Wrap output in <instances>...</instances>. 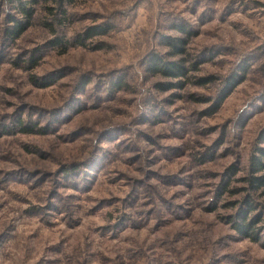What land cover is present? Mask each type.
Listing matches in <instances>:
<instances>
[{"label": "rangeland", "instance_id": "1", "mask_svg": "<svg viewBox=\"0 0 264 264\" xmlns=\"http://www.w3.org/2000/svg\"><path fill=\"white\" fill-rule=\"evenodd\" d=\"M20 1L33 9L34 16L26 32L13 40L6 34L7 26L28 18L17 2L0 0V264H72L81 254L84 259L77 264L97 258L98 264H109L114 258L120 264H177V250L186 264H264L262 240L240 234L234 223L229 224L232 214L219 211L239 202V215L251 196L256 203L251 217L261 218L259 225L264 224V195L251 194L248 174L237 175L245 166L243 149L248 153L249 173L251 155L258 157L257 147H264L260 139L264 130V0ZM114 4H131V9L113 8ZM192 16H196L195 25L189 20ZM65 26L72 33L70 39L64 37ZM89 27H103L106 32L76 43V37ZM59 39L61 44H55ZM173 39L184 42V51L177 56L170 44ZM150 41L169 50L162 56L149 47ZM156 58L161 63L183 59L186 73L175 77L157 72L151 69ZM143 61L145 71L165 78L153 87L168 95L152 103L153 115L141 113L136 123L169 125L158 139L183 141L188 129L180 109L193 107L190 115L207 125L193 135L201 137V145L205 138L214 137L202 151L192 154L189 164L177 163L187 153L184 144L159 145L164 149L161 158L153 157L151 163L176 165V172L152 175L169 191L176 189L173 200L201 187L204 191L174 209L169 200V218L157 219L151 228L127 214L111 224L102 223L105 216L112 218L107 210L118 201L133 206L143 184L129 173L139 172L135 146L124 144L106 129L103 139L114 143L116 152L89 154L87 162L72 160L55 168V174L63 172L67 181L80 175L79 165H86L81 180L68 185L79 194L76 198L86 211L73 219L50 199L48 203L38 200L35 191L53 175L46 169L56 163L58 154L71 159L83 153L92 125L124 129L122 122L133 102L128 92L132 69ZM93 75L108 78L110 89L93 102L77 103L71 92L80 91ZM232 75L240 80L226 94ZM221 77H225L224 86L218 87ZM244 104L247 107L230 129L232 114ZM26 110H39L50 118L25 121ZM25 125L32 131L21 130ZM139 135L148 144L156 143L147 133ZM230 156L234 157L231 163L218 171V160ZM28 164L41 166L28 168ZM233 184L236 187H230ZM240 193L243 197L235 199ZM226 194L234 199L221 204ZM55 195L54 189L49 192V198Z\"/></svg>", "mask_w": 264, "mask_h": 264}, {"label": "clouds", "instance_id": "2", "mask_svg": "<svg viewBox=\"0 0 264 264\" xmlns=\"http://www.w3.org/2000/svg\"><path fill=\"white\" fill-rule=\"evenodd\" d=\"M113 8H119L123 10L131 9V4H114L112 5ZM199 13H197L198 15ZM132 17L129 16L128 20H131ZM190 22L195 25L196 23V16H192L189 18ZM128 22L127 20L125 21ZM162 30V29H161ZM64 33L65 39H70L72 33L68 30L67 26H65L62 29ZM173 35H180L179 33H175ZM159 39V37H157ZM149 47L154 48L156 52L160 53L162 56L164 53H166L169 49L164 46H156L155 41L149 42ZM191 51V49H189ZM15 54V50H13V55ZM169 57L164 56V59H168ZM178 59V57L176 58ZM146 64V61H143L140 66H133L132 73L134 76V79L131 81V85L128 88V92L130 93L131 97L133 98L132 106L128 108L126 113V119L122 122L124 125V129H120L115 125L111 124H104L101 123L98 126L92 125L89 129V134L87 136L86 141V150L81 153L79 156H73L71 159H65L62 155L56 156V163L52 165L50 168L46 169L48 171H51L53 175L49 176L47 178V182L44 184L42 189H37L35 191V195L38 200H41L44 203H48L49 199L51 203L59 208H62L64 211L71 214L73 219L80 217L85 211V207H80L82 200L77 199L76 197L79 195L78 193H75L72 191V188L68 185L71 183L81 180V178L84 175V171L86 170V165L81 164L79 167L81 168V172L79 176H69L67 181L64 178V173L61 172L59 175L55 174V168L60 167V165H70L72 160L77 161H85L87 162V158L89 154L92 155H99L103 154L106 151H112L116 152L117 148L116 145L106 143L103 139V134L105 130L111 131L115 133V135L119 136L120 140L124 142V144H130L134 145L136 148V152L138 153L140 159L138 161V167L139 172H131L129 170L130 175H132L134 178L142 180L143 184L138 189L139 199L136 201V203L128 207L122 202L118 201L115 203L111 208H109L107 211L112 213V218L109 219L107 216H105V219L103 222H107L109 224L113 223L115 219L120 217L122 214H127V216L132 221H141V222H147V227L151 228L152 224L155 223L157 219H163V218H169L168 212L166 211V208L168 207L167 202L169 200H172L171 207L174 209L175 205L178 204H184L186 200H191L197 192H203L204 188H198L196 192H187L186 195L172 199V191H176V189H172L169 191L166 187H164L160 179L154 177L152 173L154 172H160V173H173L176 172V165H171L165 167L163 163H157L153 164L151 161L153 160V157L161 158V154L163 153L164 149L160 148L159 145L161 144H169V143H182L187 148V153L185 157L178 161V164H189L191 160L192 154H196L199 151L203 150V147L207 144H210L212 139L214 137H207L203 141V145L200 144L201 137L199 135H193V133H199L202 129H204L207 125L206 122L203 120H200L197 122L196 116L193 113V107H185L180 109V111L183 113V119L187 123V135L184 137L183 141H169V140H160L158 139V134L161 133H167L169 131V125H156L154 127L149 126V124H139L136 123L138 117L141 113H143L145 116H151L153 115L152 110V103H156L162 100L164 96H167V92H159L156 88L153 87V84L156 81H162L165 78L161 75H152L151 73L145 71L144 65ZM24 77H21L23 79ZM225 77H221L220 80L217 82L218 87L224 86ZM111 81L106 77H98L93 75L91 80L87 82L86 84L81 86L80 91L78 92H71V95L76 100L77 103L80 104H87L90 102H93L98 95H106L108 90L110 89ZM99 89V91H98ZM23 91V90H22ZM123 95V93H121ZM30 99V98H29ZM161 107H164V105H160ZM247 107L246 104L242 105L237 112L232 114V119L229 125V128L231 129V125L235 123L236 118L244 111V108ZM170 110V109H169ZM8 111H11L10 109ZM50 118L47 114H42L39 110H26L23 114V119L25 121L31 120L34 123H39L41 121H47ZM141 133H147L150 136H152L154 139H156L155 144H148L146 143L139 134ZM116 143H119L117 141ZM229 145L232 143L231 140V133H229L228 138ZM122 147V145H121ZM95 149V152H92V149ZM224 149L221 147L219 149L220 152H222ZM235 152H240L242 149H234ZM244 151V161L245 166L243 170L239 173H237L238 176H246L247 173V150L246 148L243 149ZM234 157H228L227 159H219L217 163V170L222 171L224 167H226ZM33 166L40 167L41 165H32L28 164V168H32ZM193 171H196V169H192ZM43 171L40 173V175H43ZM149 177L148 179H145V177ZM129 188H131L133 181H128ZM230 187H236L235 184L230 185ZM55 190L56 195L49 198V192L52 190ZM127 195V191L124 193ZM244 193H240L239 197H236L235 199L239 200L242 198ZM210 198V196H209ZM234 199V197L228 196L227 194L225 197L220 201L221 204H223L227 200ZM147 201V203H145ZM241 207V204L238 202L234 207H229L225 209H220V214H232V218L229 221V224L235 223V224H242L245 221L242 217L238 215V210ZM149 209H151V215L149 216ZM256 211H260L259 208L256 209ZM254 213H250L249 217ZM229 228L226 227L225 231H228ZM132 235H135L133 233ZM171 248H175V245H168ZM91 251V249H89ZM221 253L217 251L216 255L219 256ZM67 259V258H66ZM80 259H84V255L81 254L76 258L75 261H72V264H77V261ZM151 259V257H149ZM175 259L177 261V264H186V262L183 259L182 253L177 250ZM61 264H64V261H61ZM87 264H98V258L88 259ZM109 264H120L119 260L112 259Z\"/></svg>", "mask_w": 264, "mask_h": 264}, {"label": "trees", "instance_id": "3", "mask_svg": "<svg viewBox=\"0 0 264 264\" xmlns=\"http://www.w3.org/2000/svg\"><path fill=\"white\" fill-rule=\"evenodd\" d=\"M11 2H17L18 7L23 10V12L26 14L28 18V20L25 23H22L21 21L17 20L16 23L7 26L6 34L11 38H13V40H16L17 38L21 37L22 34L26 32V30L29 28L30 20L34 16V11L31 8L29 9L23 6L20 0H11ZM180 28L184 29L182 26H180ZM104 32H106V29H103V27H101V29H96L95 27H89L85 30L82 36L76 37L75 42L82 43L85 39L92 37L95 34H102ZM55 44H61V40L60 39L56 40ZM170 44L174 48L173 51L174 55L177 56L178 54L184 51L183 49L184 42L182 40L173 39L170 41ZM151 69L175 77L182 75L184 76V74L186 73V67L184 66L183 59H179L178 61H169V62L161 63L159 59L156 58L151 64ZM247 70L248 69L244 68V71ZM239 80L240 79H238L237 75H232L230 78H228L226 85L227 91H225L226 94L230 93L232 88H234V86L237 84ZM204 82H207V80H205ZM21 130H23L24 132H30L32 131V128H28L25 125L21 127ZM260 139L264 140V130L261 133ZM257 149L259 153L258 157L255 154H252L250 157L249 171H248L249 173L246 180L248 181L249 190L251 194H254L259 191L262 195H264V147H257ZM250 197H248V199H245L244 201V205H247V208L244 211L241 210L239 214V216L242 217L245 222L242 224L234 223L233 225L234 228L237 229L240 232V234H242L243 236L253 241L262 240V244L264 246V224H261V226L259 225V223L262 222L261 218L259 217L252 218L249 217L248 215L251 211L255 209L256 206V203H254ZM261 232H263L262 234L263 236L261 235Z\"/></svg>", "mask_w": 264, "mask_h": 264}]
</instances>
